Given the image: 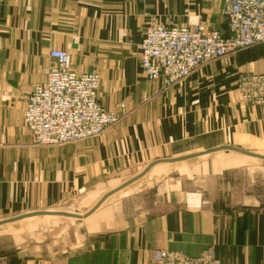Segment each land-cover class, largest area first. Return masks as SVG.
<instances>
[{
	"label": "crops",
	"instance_id": "crops-1",
	"mask_svg": "<svg viewBox=\"0 0 264 264\" xmlns=\"http://www.w3.org/2000/svg\"><path fill=\"white\" fill-rule=\"evenodd\" d=\"M166 18L228 33L218 0H0V219L44 210L87 186L103 154L134 136L121 127L99 144L32 146L25 104L46 80L54 51L69 53L77 73L100 75L107 110L120 103L133 109L126 128L135 124L137 136L129 149L167 154L210 133L228 135L226 146L264 148V106L243 105L236 93L240 73L264 74V44L206 64L165 90L145 78L140 45L146 27ZM149 173L131 185L141 196L99 208L86 219L84 236L19 247L0 240V264H150L158 250L196 257L209 248L222 264H264V204L251 199V190L235 189L225 199L218 174L167 180Z\"/></svg>",
	"mask_w": 264,
	"mask_h": 264
},
{
	"label": "built area",
	"instance_id": "built-area-1",
	"mask_svg": "<svg viewBox=\"0 0 264 264\" xmlns=\"http://www.w3.org/2000/svg\"><path fill=\"white\" fill-rule=\"evenodd\" d=\"M223 5L228 33L194 27L148 25L140 45L145 78L170 88L202 66L264 44V0H218ZM55 63L46 68L44 82L27 97L24 124L36 147H58L97 138L120 121L99 100L101 79L96 72L77 73L67 52L54 51ZM241 78V77H240ZM247 91L244 100L264 105V75H247L239 81ZM150 264H222L214 248L196 257L158 250Z\"/></svg>",
	"mask_w": 264,
	"mask_h": 264
},
{
	"label": "rangeland",
	"instance_id": "rangeland-1",
	"mask_svg": "<svg viewBox=\"0 0 264 264\" xmlns=\"http://www.w3.org/2000/svg\"><path fill=\"white\" fill-rule=\"evenodd\" d=\"M155 22L165 25L173 24L175 26L189 27L187 25H178L179 23H177L172 18H166L165 20H161V21L156 20L151 22L150 24ZM201 24L210 28L205 23H200L198 25ZM190 27H194V26H190ZM246 50H242L229 58L223 59L222 61L227 62L232 58H236ZM248 74L253 75V73H240L237 76L236 93L238 95L239 101L243 105L250 107L264 106V105L252 104L244 100L247 91H245L242 88V86H239L240 85L239 81L241 78L247 76ZM256 75H264V74H256ZM186 80H184V82ZM179 84H181V82L170 88H165L164 86L162 88H164L165 90H169ZM99 100H100V92H99ZM149 102H150L149 99L142 101L144 105L148 104ZM146 109L147 108L144 106L143 108H141V112H146L145 111ZM108 111L119 112L120 121L118 122V124L111 127L101 136L87 140L84 143L92 142L99 144L106 138V136L110 132L114 130H118L121 127L123 131L129 129L131 131V134H133L134 136L129 134L127 135L126 138L124 139L121 138L122 140L118 142L117 148L113 149L112 151H108L106 156L105 154H103L102 156L103 162H100L97 165L93 166V172L91 176H93L94 179L90 181L87 184V186L80 188L78 187V189L74 191L73 194H71L70 196L67 195V197L62 199L57 204H46L43 208L44 210L67 212V213H73V214H78L80 216H84L107 193H109L113 189L123 185L124 183L130 181L131 179L141 174L151 163H154L159 160L181 158V157L201 153L203 151L204 152L210 151L219 146L230 145L228 140L229 139L228 135L224 136L222 133H220V135H218L217 137L216 135L219 133H215V134L210 133L209 135H206L204 140L199 141L196 144V146L193 145L192 147L183 148V149L174 148L171 151L168 150L167 152H165L167 154H162L163 152L156 149H152L154 153L153 152L151 153L150 149L136 151L135 149L128 148L130 142L133 141L131 138L134 137L136 138L137 136L136 125L130 123L131 125L130 128H126L128 126V121L131 118H133L134 115L132 113L133 109L128 107L126 103H120L114 109ZM144 117L145 116H142L141 119H143ZM148 121H150L149 117H148ZM202 142H206V145ZM78 144H82V142L67 144L58 147H36L33 145V141H32L33 147L45 148V149H55V148H61L65 146H72ZM240 149L264 156V148L262 149L240 148ZM96 150L93 151L94 159L96 154H98V151L96 152ZM114 153H117V157H121V161H123L122 163L114 164V162H112L113 160L110 154H114ZM153 160L155 161L151 162ZM206 173H215L220 175V177L224 178V180L221 182V189H222V195L225 197V199H228L229 195L235 192V189H239V190L248 189L252 191L251 199L258 200L259 205L264 204V161L254 158H249L237 154L235 152L223 151L205 157L194 158L188 161H183L175 164H160L152 168L149 174L151 175L158 174L160 177H162V179L165 178L167 180H177L180 178H184L186 176L190 178L191 177L196 178L199 176V174L200 176H202L203 174ZM148 177L149 175H147L146 178L144 177L143 181L147 180ZM133 188L134 187L130 185L126 189L116 193L115 195L110 197L100 208L102 209L107 207L108 205H114L116 203H119L121 200H124L127 197L129 198L132 196L142 195V192L135 191L133 190ZM6 219H11V217L9 216L7 218L0 219V221ZM90 221L91 219L77 221L75 219L62 218V217H36L33 219H28V220L1 226L0 240L2 243L5 244L15 243L17 244L18 247L26 246L27 244H35V243L52 244L54 241H57L59 239L63 241L65 238L68 239L69 237L73 239L75 236L76 237L84 236L87 231L86 224H88Z\"/></svg>",
	"mask_w": 264,
	"mask_h": 264
},
{
	"label": "water",
	"instance_id": "water-1",
	"mask_svg": "<svg viewBox=\"0 0 264 264\" xmlns=\"http://www.w3.org/2000/svg\"><path fill=\"white\" fill-rule=\"evenodd\" d=\"M223 151H231V152H235L237 154L249 157V158H254V159H258V160H263L264 161V156L259 155V154H255L252 152H248L245 150H242L240 148H236V147H231V146H225V147H220V148H216L210 151H205V152H201V153H197L194 155H189V156H185V157H181V158H176V159H167V160H159L156 161L154 163H151L150 165L147 166V168L138 176H136L135 178L131 179L130 181L124 183L123 185L113 189L112 191H110L109 193H107L87 214H85L84 216H80L78 214H73V213H67V212H56V211H50V210H40V211H35V212H31L22 216H18V217H14L11 219H6L3 221H0V227L7 225V224H11V223H16V222H20V221H24V220H28V219H33L36 217H62V218H70V219H75L77 221H82V220H86L87 218H89L94 212H96L100 207H102V205L113 195H115L116 193L126 189L127 187H129L130 185L134 184L135 182L139 181L140 179H142L144 176H146L149 171L154 168L157 165L160 164H175V163H179V162H183V161H188L194 158H200V157H205L214 153H218V152H223Z\"/></svg>",
	"mask_w": 264,
	"mask_h": 264
}]
</instances>
